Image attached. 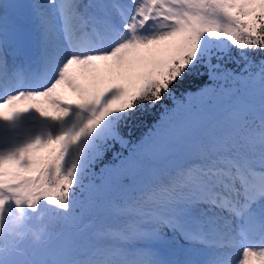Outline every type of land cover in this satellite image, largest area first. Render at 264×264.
Here are the masks:
<instances>
[{"label":"rangeland","instance_id":"obj_1","mask_svg":"<svg viewBox=\"0 0 264 264\" xmlns=\"http://www.w3.org/2000/svg\"><path fill=\"white\" fill-rule=\"evenodd\" d=\"M204 1L0 0L1 80L5 74L3 78H8L12 69L16 75L29 72L34 61L30 49L32 42L38 40L36 34L42 37L36 43L40 50L45 32L60 25L56 34L67 43L70 30L63 28V15L72 11L78 12L77 25L83 29L70 48L79 51V44L97 45L84 53L86 58H56V65L33 89H24L20 84L0 86V248L5 249L6 264H68L63 261L65 250L74 249L80 242H84L85 253L79 264H264V233L258 232L264 230V152L243 155L229 151L202 161L195 150L202 151L203 142L211 141L209 131L214 120L209 115L203 117L204 126L200 128L208 135L199 136L201 129L193 130V126L199 125L200 116L189 114L191 109L185 105L189 102H181L164 125L157 132L153 130L147 139L136 141L131 152L117 156L116 163L103 176L99 188H107L115 178L113 192L129 196L150 181L162 178L166 170L183 169L177 177L178 194L183 201L163 189L147 194L142 199V209H120L132 223L133 236L111 226L93 229L96 219L104 220L115 208L109 201H93L95 193L90 190L84 195H56L55 189L40 182L34 198L27 199L18 191L19 176L38 177L42 172H34L42 146L51 149L55 158L63 151L71 164L84 165L85 149L90 144L89 121H101L87 110V99L97 97L101 103L98 106L103 108L122 101L151 58L155 64L166 63L168 57L175 55V46L189 45L191 23L229 29L226 18ZM122 39L128 40L127 45H120ZM212 87H207V93L203 87L204 90L189 92L185 97L189 100L198 96L201 103L204 97L213 99L210 104H216L218 111L213 118L222 116L217 94H224L233 102L225 108L249 101L246 91L240 95L232 89ZM247 107L246 120L264 123L263 108L254 103ZM224 115L228 117L226 112ZM229 121H225L227 125ZM247 143L252 147V141ZM185 158L187 164L182 163ZM85 194L89 198H84ZM73 196L76 203L65 200L61 205V200ZM37 197L49 202L58 199L65 226L47 230L39 223L35 218V212L39 213L34 201ZM215 208L225 216L224 220ZM8 215H15V221L34 218L35 242L26 240L22 230L8 226ZM238 224L244 226L239 229L242 233H252L248 239L242 241L238 233L235 236L219 231L234 232ZM41 239L46 243L43 248L39 247ZM199 259L204 263H199Z\"/></svg>","mask_w":264,"mask_h":264},{"label":"trees","instance_id":"obj_2","mask_svg":"<svg viewBox=\"0 0 264 264\" xmlns=\"http://www.w3.org/2000/svg\"><path fill=\"white\" fill-rule=\"evenodd\" d=\"M219 1L220 4L215 0H205L204 3L226 18L229 29L223 30L213 25L207 27L202 23H191V41H187L189 45L180 43L175 46V55L168 57L165 60L166 63L155 64L151 58L122 101L117 100L112 107L103 108L104 106H98L101 103L97 97L87 99L86 102L89 101L88 105L92 108L87 110L99 116L101 121L94 118L89 121L87 130L90 134V144L85 149L84 165L79 167L71 164L63 151H59L60 157L55 158L51 149L48 150L42 146L37 152L40 160L38 167L34 170L35 173L37 169L38 172H42L38 177L35 175L28 178L25 174L19 176L17 181H19L20 194L26 195L27 199L34 198L43 182L55 189L56 195L58 193L74 195L76 192L84 195L90 190L95 193L91 197L93 201L97 203L109 201L115 208L113 213L104 220L96 219L93 229H105L106 226L122 227L123 231L132 236L130 222L123 217L124 212L120 209L126 206L142 208L141 199L145 195L166 188L174 189L178 185L177 177L183 169L176 168L174 172L166 170L162 178L150 181L143 189L129 196L117 195L113 192L115 178L110 181L111 185L107 188L102 189L99 186L108 168H112L111 165L116 163L117 156L131 152L136 146L134 145L136 141L147 139L155 129L157 132L173 113L172 110L185 102H189L185 104L191 109L189 114L200 116V123L195 124L193 130L204 126L206 115H209L212 121L214 120L209 131L211 141L203 142L202 151L195 150V155L199 159H208L232 150L245 155H256L264 151V123L259 121L253 123L245 117L249 103L264 109V0ZM209 86L232 89L236 92L235 94L240 95L242 91H246L249 101L225 108L226 105L231 106L233 102L229 101V97L227 98L224 94H217L222 116L213 118L215 112H218L217 105L210 104L214 101L213 99L204 97L201 103L197 100L198 96L188 98L189 100L185 97L189 92L196 93L197 90H204L203 87H206L207 93ZM225 112L228 115L227 118L224 115ZM203 117H205L204 120ZM228 120L230 123L227 125L225 121ZM202 132L204 133L201 134ZM202 135L207 136L208 133L201 129L199 136ZM247 141L253 142L252 147L248 146L250 143ZM182 163L187 164L188 159L185 158ZM122 177L127 179V175ZM40 178H42L41 181ZM40 182L42 183L39 185ZM176 190L172 191V194L183 201L182 196L178 194L179 189ZM85 197L89 198V195L85 194ZM40 198L37 197L34 200L39 211V213L35 212L37 215L35 218L39 223L41 222L47 230H49L48 227L57 229L65 226V220L60 215L62 209L57 204L58 199L56 201L50 199L49 202ZM81 198L84 200L83 197ZM65 200L76 203L73 196L61 200L62 206L66 203ZM6 218L7 223H5L11 228L22 230L26 240H36L32 237L34 218L28 216L20 221H15V215H8ZM40 241L39 247L43 248L42 246L46 243L43 239ZM78 246L65 250L63 261H68V264H79L85 253L84 242H80ZM10 247H12L11 244ZM2 248H0V264L3 262L6 264L3 255L5 249Z\"/></svg>","mask_w":264,"mask_h":264},{"label":"bare ground","instance_id":"obj_3","mask_svg":"<svg viewBox=\"0 0 264 264\" xmlns=\"http://www.w3.org/2000/svg\"><path fill=\"white\" fill-rule=\"evenodd\" d=\"M77 13L78 12L72 11L70 13H67V14L63 15V20L65 21L64 24H63V28H66V30H70L69 31V37L66 40L67 43L64 42L63 38L58 37V35L56 34V32L59 31V29H61L60 25H57L56 28L54 27V29H48V31L45 32L44 39H43L44 46L40 50L38 49L36 43H37L38 40L41 41L42 37H38L37 34H36V36H35L36 38L35 39H38V40L32 42L34 45L30 49L32 51V52L30 51V55H33L32 59L34 60L33 64L31 65L32 66L31 76L34 77V80H33L34 83H38L39 81H41L43 79V77L46 74L50 73V71L53 69L54 64L56 65V60L55 59L58 58L59 56H68L69 58H73V57L74 58L75 57H78V58L82 57L83 58V57H85V54H84L83 51L82 52L81 51H75L74 48L73 49L70 48V47H72L71 44L73 43V40L78 35H80L79 32L83 29V26H78L77 25L78 23H80L79 19L76 16ZM42 25H43V22H42ZM88 25H89L88 27H91V23L90 22H88ZM77 33H79V34H77ZM122 40H123V42H121L120 45L126 44L128 42L127 39H122ZM94 45L96 46V43H94ZM66 46H68V47H66ZM92 47H94V46H92ZM56 54H59V55L56 56ZM34 56L38 57L40 59L34 58ZM54 60H55V63H54ZM119 62H121V61H119ZM0 68H1V66H0ZM5 75H7V74H5ZM5 75L3 77H5ZM15 75H16V73L14 72V69H12L11 72H10V76H8V78L7 77L6 78L2 77V80H1V77H0V86H4L5 87V85H7V84L17 83L18 80H19L20 74L16 75V77L13 78ZM35 77H36V79H35ZM53 92H54V90H53ZM217 212L219 213L218 210H217ZM219 215H221L222 220H224L223 217H225V216L220 214V213H219ZM260 225H261V223L258 225V227H260ZM228 229H230V228H228ZM219 231L222 234L228 233L229 235H235V236H236V233H238L240 235L238 239H240L242 241L245 240V239H248L251 236V234H252L251 232H243L242 233L241 230H239V229H237L234 232L232 230H226V229L225 230L219 229ZM258 232H260V233L262 232V234H263L264 230H259ZM160 259H161V257H160ZM199 263H204V261L199 259ZM161 264H163V263H161Z\"/></svg>","mask_w":264,"mask_h":264}]
</instances>
